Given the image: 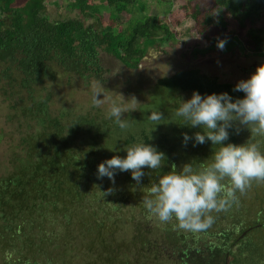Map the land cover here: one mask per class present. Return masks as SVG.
Wrapping results in <instances>:
<instances>
[{"label":"rangeland","instance_id":"1","mask_svg":"<svg viewBox=\"0 0 264 264\" xmlns=\"http://www.w3.org/2000/svg\"><path fill=\"white\" fill-rule=\"evenodd\" d=\"M185 2L186 0H173L170 10L162 2H154L153 10L168 21L176 36L174 40L165 41L161 47L148 49L135 69L123 66L112 56L101 52L103 70L99 76L89 75L82 78L53 66L56 71L54 80L46 78L41 83L33 84L28 90L21 86L22 74L14 65H10L9 76H6L3 72L4 65L0 64V176L14 170V158L24 154V138L39 127L35 118L26 116L24 111L31 105L33 97L39 100L48 97L50 114L53 117L64 114L65 116L60 118L62 122H68L78 115L94 118V123L99 124L98 131L104 134L102 141H97L98 145L93 148V158L98 165L115 155L126 157L127 146L147 141L148 144L159 147L157 149L171 150L176 155L196 152L198 158L202 159L197 166L210 163L214 148L219 146H213L210 140L194 146L193 139L185 145V133L194 137L196 132H202L203 129L181 124L182 118L175 116L182 100L190 99L193 93L159 87L157 80L176 71L193 68L215 76L220 81L238 83L242 79L250 78L256 68L264 64V55L251 52L245 44V50L237 47L229 49L231 47L227 44L224 50L217 46L209 49L210 40L200 35L198 22L184 14L182 5ZM128 10L127 5L123 11ZM191 10V7L187 8L188 12ZM124 17H128L127 12L120 14V21ZM229 30L239 34L234 20L230 21ZM194 48L206 50L201 52L203 55L198 54L192 58L190 56ZM93 81L103 84L108 96L113 99L121 97L124 103L130 104L132 97L136 98L137 109L123 114L130 122L129 128L120 129L113 119L107 118L110 100L100 108L92 105ZM100 98H103V94ZM63 111L65 112L62 113ZM158 111L163 113L165 120L155 125L149 116ZM233 128L235 129L229 132V139L225 144H244L251 138L249 128L241 126L239 132L236 126ZM255 140L261 141V150L264 151V138L256 137ZM89 141L91 142L90 137L83 139L81 148H84V153L90 148ZM189 158L193 160L194 157L189 154ZM156 182L157 179L149 178L145 174L137 184L132 179L131 171H117L114 183L108 177H97L92 185L87 186L85 195L74 207L65 205L68 206L69 221L51 215L39 216L45 227L59 231L54 237V244L59 243V248L47 241L51 237L38 233L37 225L34 230L28 229L27 226V232L33 233L34 237L24 235L18 241L17 249L22 247L23 253L28 255L34 264H181L176 258L177 254L185 248L192 250L196 246L199 256L188 264H197L195 262H203L202 259L209 261V257L216 251L223 255L220 251L223 252L227 248V239L224 236L231 229H235L237 233L247 224L249 230L245 237L242 236L236 246L230 247V258H235L231 264H264V224L257 226L264 223V212L256 214L261 209V204L260 201L254 200V196L262 198L264 207V185L254 183L247 194L239 199L240 204L234 205L227 212V217L223 212L213 213L216 221L212 227L205 232L193 233L173 228L175 222L164 224L158 219L147 218L142 199L151 183ZM27 211L21 208L18 211L6 208L5 218H26L29 216ZM96 212L105 217L106 224L109 225H106L107 227L114 226L116 230L113 236V243L116 245L114 255H101L104 248L100 246L99 240L106 238V234L104 230L101 233L96 231ZM255 222L257 224H254ZM151 255L157 258H150ZM4 257L0 252V263ZM215 259L222 264L223 258Z\"/></svg>","mask_w":264,"mask_h":264},{"label":"trees","instance_id":"2","mask_svg":"<svg viewBox=\"0 0 264 264\" xmlns=\"http://www.w3.org/2000/svg\"><path fill=\"white\" fill-rule=\"evenodd\" d=\"M154 2H162L168 10L173 5V0H0V64L4 65L3 72L9 76L10 65H14L22 74L21 86L30 90L33 84L46 78L55 79L53 66L82 78L99 76L103 70L101 52L123 66L135 69L148 49L161 47L176 36L168 21L153 10ZM127 5L129 10L123 11ZM189 7L192 8L190 12L187 11ZM182 8L184 14L198 22L200 35L209 38V49L215 48L218 40L225 39L229 49L245 50V44L251 52L264 55V0H186ZM214 10H221L218 16L211 15ZM122 12H127L128 17L120 21ZM231 20L236 22L239 34L229 30ZM203 50L206 49L194 48L190 57L203 55ZM236 84L220 81L193 68L157 80V85L165 89L198 91L202 96L227 92L233 100L245 96L243 92L234 91ZM47 101L48 97L40 100L33 97L31 105L24 110L26 116L35 118L39 127L24 138V154L14 158V170L0 176V252L13 254L11 261L4 257L0 264H34L23 253L22 247L17 249V243L24 235L34 237L33 233L27 232V226L34 230L38 225V233L51 237L47 241L59 248V243L54 244L59 231L45 227L39 216L51 215L69 221L68 206L74 207L85 195L87 186L98 177L93 148L103 139V132L98 131L99 124L87 115L62 122L60 118L65 115L53 117ZM234 129L230 128L229 132ZM86 137H90L91 142L88 152L84 153L81 146ZM157 150L165 154L163 166L158 170H145L149 178L157 180L171 171L173 165L179 171L185 163L197 166L202 161L193 151L176 155L171 150ZM254 200L260 201L261 209L256 213L260 215L264 212L262 198L254 196ZM6 208L28 210L29 216L7 220ZM224 216L227 217V213ZM94 218L97 219L96 231L104 230L106 234V238L99 240L104 248L101 255H114V226L107 227L105 217L99 212ZM248 228L249 225L244 224L238 231L247 233ZM235 232L231 229L228 233ZM36 252L40 253L37 248ZM234 261L232 258L230 264Z\"/></svg>","mask_w":264,"mask_h":264},{"label":"clouds","instance_id":"3","mask_svg":"<svg viewBox=\"0 0 264 264\" xmlns=\"http://www.w3.org/2000/svg\"><path fill=\"white\" fill-rule=\"evenodd\" d=\"M220 11L214 10L211 15L218 16ZM226 43L220 39L217 47L224 50ZM91 89L92 105L100 108L110 100L107 118L113 119L120 129L129 128L130 122L123 114L137 109L136 98L132 97L130 104L124 103L121 97L113 99L103 84L96 81L92 82ZM234 91L245 96L233 100L227 92L202 96L194 91L190 99L180 103L175 116L182 118L181 124L203 129L194 137L185 133V145L193 139L194 146L210 140L213 146L219 147L214 148L210 163L199 166L185 163L179 171L173 165L171 171L158 177V182L151 183L142 199L149 220L158 219L164 224L175 222L173 228L177 230L205 232L216 221L213 213H227L239 204L240 196L246 195L254 183L264 185V151L261 141L255 140L264 138V64L250 78L240 80ZM149 119L158 125L165 117L158 111L152 112ZM234 126L237 132L241 126L249 128L251 138L244 144H225L229 129ZM126 150V157L115 155L101 162L98 178L108 177L114 183L117 171H131L132 179L139 184L145 175L143 169L158 170L163 166L165 154L152 144L133 143ZM5 258L11 261L13 254L6 252Z\"/></svg>","mask_w":264,"mask_h":264},{"label":"flooded vegetation","instance_id":"4","mask_svg":"<svg viewBox=\"0 0 264 264\" xmlns=\"http://www.w3.org/2000/svg\"><path fill=\"white\" fill-rule=\"evenodd\" d=\"M245 233L246 232L241 233L239 231L237 233L236 232L235 233H227L225 235V238L227 239L226 245H228V248L223 252L220 251V253H224L223 255L216 253L217 252L216 251L215 254H212L209 257L210 258L209 261H205L204 259H202L203 262H195V263H197V264H220L219 260H217L215 258H223L222 264H230V261H231V258H230L231 254L230 253L232 250V248H230V247L236 246L239 243V241L241 240L242 236H244ZM236 234H238V235H236ZM231 245H233V246H231ZM193 249L192 250H188L187 248L183 249V251H180V253L178 252L179 254H177L176 258H178V260L181 261V264H188L194 258H198V256H199L198 247L194 246ZM192 252H194V253H192ZM153 256L154 255H151L150 258H152ZM153 258H157V256H154ZM170 258H172V256H170ZM200 258H203V257L200 256Z\"/></svg>","mask_w":264,"mask_h":264}]
</instances>
